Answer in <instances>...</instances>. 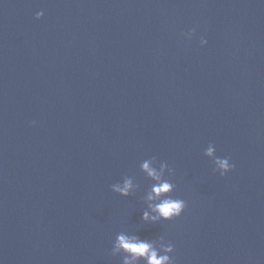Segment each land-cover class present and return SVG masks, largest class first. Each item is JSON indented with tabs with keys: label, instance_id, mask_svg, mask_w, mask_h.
Returning <instances> with one entry per match:
<instances>
[{
	"label": "water",
	"instance_id": "water-1",
	"mask_svg": "<svg viewBox=\"0 0 264 264\" xmlns=\"http://www.w3.org/2000/svg\"><path fill=\"white\" fill-rule=\"evenodd\" d=\"M152 156L173 220H141ZM120 232L264 264V0H0V264H122Z\"/></svg>",
	"mask_w": 264,
	"mask_h": 264
},
{
	"label": "clouds",
	"instance_id": "clouds-1",
	"mask_svg": "<svg viewBox=\"0 0 264 264\" xmlns=\"http://www.w3.org/2000/svg\"><path fill=\"white\" fill-rule=\"evenodd\" d=\"M36 18L44 15L43 11H38ZM196 29L191 28L183 35L191 39ZM200 44H207V40L201 36ZM212 148L209 147L207 154L211 155ZM230 157L216 159L219 175L235 168V164L230 162ZM140 169L144 175L153 183L147 191V208L142 211L141 220L146 223H158L160 221L173 220L179 217L186 207V201L181 198H174L170 195L176 188V185L169 179L168 175L174 176L175 170L165 161H158L157 157L152 156L144 159L140 164ZM139 187V184L133 182V179L124 177L122 183L111 185L112 191L122 196H129ZM174 251V245L171 241H166L163 236L157 239L141 238L138 234H127L120 232L116 235L111 248L113 256L119 255L122 258V264H175V257L169 254Z\"/></svg>",
	"mask_w": 264,
	"mask_h": 264
}]
</instances>
